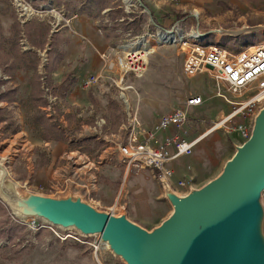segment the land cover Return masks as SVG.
I'll list each match as a JSON object with an SVG mask.
<instances>
[{"label": "rangeland", "instance_id": "374dc122", "mask_svg": "<svg viewBox=\"0 0 264 264\" xmlns=\"http://www.w3.org/2000/svg\"><path fill=\"white\" fill-rule=\"evenodd\" d=\"M4 1L11 7L14 20L21 25V37L19 38L21 51H34L37 53L35 59L37 60L38 58L37 72L40 83L32 93V79L35 72L33 69L24 70L32 72L30 76L31 89L22 91L23 88L20 85H15V75L11 78L4 69L6 67L4 62L7 56L5 53L10 52L11 44L9 46L5 44L6 49L0 48V92L8 87L16 86L14 88L17 89L12 101H0V119H2L0 121V158L8 170L9 177L23 191L57 196L65 194L69 188H72L74 191H82L90 203L94 204L93 194L98 190L103 167L115 161H121L125 169L129 168L120 154V145L126 142L131 132L134 125V123H131V117L135 113L141 125L144 126L136 104L139 102L141 104V101L148 99L150 96L147 97L148 93L146 94L140 80H146L149 77L147 76L149 75L148 73L154 70L165 71L162 76L169 81H172L173 78L179 80L178 83H180L183 93H177L176 89H174V99H178L181 102L176 108L184 107L186 100L192 95H198L199 93L203 97L202 108L205 113L199 114L200 118L195 119L202 124L197 129L193 128L192 131L199 134L214 133L219 130L228 132L226 134L227 137H225L228 149L224 148L222 150L220 167L206 179H188L190 182H187V180V184L184 186L186 191H178L179 193H186L190 185L199 187L215 177L222 170L224 163L235 153V145L242 144L248 139L244 138L235 127L238 121L242 120L239 116L230 119L226 126L211 130V127L226 117L233 108V105L227 102L219 93L225 94L229 99H236L234 93L229 90L225 82L218 81L213 71L208 68H203L202 71L194 76L187 75L183 68L185 59L183 48L173 42H158L160 37L158 30L161 28L160 24L168 27L169 30L174 27L177 21H180V27L185 26L189 30L192 23L188 15L192 13H199L201 27H230L264 23V0H186L184 3L181 0H154L160 3V7L156 9L151 8V4L147 5L146 0H139L135 6H131L128 9L124 1L120 0L125 11L124 18L127 19V23L133 25L128 29L124 26H119L114 30L115 35L112 36V41L118 47L117 52H115V59H113L117 66H115L113 78L109 81V85L112 87L111 94L117 100L111 105L108 115L101 112L100 105L96 104L93 107V114L81 118H79V109L69 116L68 112H65L64 108L67 105V100L63 91L67 90L70 82L69 79L64 81L65 76L59 80L54 75L52 67L58 55L55 48L51 46V36L46 39L44 32L41 37L33 34V36H28L24 25L30 20L37 19L54 29L51 24L54 19L61 16L71 17L76 10L86 12L87 10L84 9L86 3L83 4L80 0H75L74 2L64 0H26L31 3L34 9L43 11L35 12L33 15L27 11V14L33 18L26 20V17L30 16L26 14H24L25 17L20 16L19 6L17 5L19 0ZM141 1L147 5V8L141 4ZM50 7L55 8L52 11L55 15L49 9ZM93 10L96 13L98 7H94ZM107 11V9L106 13L101 11L97 18L102 22L104 30H113L115 23H121L124 18H120L117 21L112 20ZM19 16L25 20L22 21ZM184 17L186 19L182 20ZM173 22L174 24H172ZM68 25L62 23L59 27H69ZM138 28L140 29L138 30ZM11 33L10 37L13 35L12 27ZM147 40H149L150 46L155 48V51L150 52L140 50L143 53L144 60L148 63L147 71L139 77L132 73L127 74L123 83L126 88H120L115 84V80L120 79L123 75V71L119 68L118 57L123 56L125 50L129 52L126 48H123V45L135 42L142 43ZM206 41L208 43H218L224 48L236 52L252 44L263 42L264 31L236 38L213 34L208 36ZM43 44L44 46L42 47ZM61 46L59 45L60 48ZM44 51L48 53V62L42 61L41 53ZM175 51H180L178 56ZM149 53H152L150 57L146 55ZM97 76L99 77L98 84L101 81V77ZM92 87L85 89L95 91V87ZM122 91H124V95L121 94ZM39 97H43L46 100L45 105L39 106L40 109L50 120L59 123V126L66 132L65 139L46 140L43 137L40 121L32 118L33 105L39 100ZM90 97L94 101L92 93H90ZM181 97L184 101H181ZM194 122L192 121L189 124L193 126ZM234 129L239 132V136L231 134ZM122 175L115 180V185L112 186V191L109 193L111 206L109 208H99L116 214H121L124 210H127L131 219L140 218L139 220L144 222V218L137 214L138 209L135 205L136 198L134 194L128 193V179ZM159 176H162L161 172ZM121 189L123 190L120 194ZM118 195H120V203H116ZM169 210L171 212L172 207ZM5 219V226H20L18 230V233H20L18 240L20 241L17 240L12 243L8 237L0 234V249L10 252V255L20 254L21 257L14 260L12 258H3L0 255V264H101L97 261L95 255L99 256L101 261L104 255H107L111 264H125L115 258L108 247L99 241V236L88 238L82 236L81 239L83 241L74 237L62 239L56 233L59 228L46 222H41L39 227H34L31 224L32 221L19 219L11 211L5 215ZM137 222L140 223L139 221ZM143 226L149 229L152 228L151 225ZM59 232L76 236L77 231L69 229ZM96 245H98L97 251Z\"/></svg>", "mask_w": 264, "mask_h": 264}, {"label": "water", "instance_id": "95a60500", "mask_svg": "<svg viewBox=\"0 0 264 264\" xmlns=\"http://www.w3.org/2000/svg\"><path fill=\"white\" fill-rule=\"evenodd\" d=\"M188 17L192 30L204 37L264 31V23L201 27L197 13ZM235 149L215 177L190 185L186 193L161 179L172 210L151 229L127 210L116 214L99 208L80 190L69 188L57 196L23 191L7 173L0 177V199L19 219L99 236L125 264H264V105L254 116L250 137Z\"/></svg>", "mask_w": 264, "mask_h": 264}, {"label": "crops", "instance_id": "0c3cea01", "mask_svg": "<svg viewBox=\"0 0 264 264\" xmlns=\"http://www.w3.org/2000/svg\"><path fill=\"white\" fill-rule=\"evenodd\" d=\"M64 1L74 2L75 0ZM185 1L186 0H181L182 3ZM145 2L147 5L151 4V8L153 9L160 7V3L154 0H146ZM0 5V22L2 24L3 34L6 37H10L12 34L11 27L15 21L11 13V7H9L4 0L0 1ZM106 9L108 11L110 10V8ZM106 9L103 11L105 12ZM31 21L32 20L28 22ZM101 23L102 22H100V19L97 17L90 16L85 11L76 10L71 16L69 27H58L57 29H52L50 27L49 36H51V40H53L52 36L54 34L65 37V41H60L59 38H55V45H53V47L57 55L59 53L62 55L59 59L57 58L54 64L55 67H52V70L54 69V75L57 79L59 78V80L67 74L71 75V80L69 79L70 85L67 87V90L63 91L67 100V105L64 109L65 112H68V116L73 114L77 109L80 110L79 118L93 114V107L96 104L98 106L100 105L101 112L107 113L108 115L111 105L117 100L116 97L111 94L112 87L109 85V81L113 78L115 66H117L113 59H115V52H117L118 47L116 46L117 44L112 41V37L110 38L107 36V30L103 29ZM48 37H46V39ZM59 45H62L61 48ZM153 51H155V49ZM152 53L146 55L150 57ZM179 53L180 51H175L177 56ZM164 72L163 70L160 72L158 70L150 71L148 73L149 75H147L149 77L146 80H140V83H142L145 88L146 94L148 93L147 97H150L141 101V104L140 102L136 104L138 114L144 126L134 124L132 132L139 139H142L146 136L147 131H152L155 136L153 143L156 145L165 141L167 136H173L178 133H182L188 140L194 141L192 154H179L169 159L165 163L164 168L160 170L162 175L165 171L169 172L166 179L176 191H186V187L179 185V180L206 179L220 167L223 154L222 150L224 148L228 149L225 138L228 132L219 130L214 133L199 134L192 131L193 128L197 129L200 124H202L195 119L200 118L199 114L205 113L202 108L203 105L198 107H186L190 118L192 121H195L193 126L189 124L192 122L190 119L180 130L175 128L166 130L158 128L157 123L159 118L171 112L181 103L178 99H174V89H176L177 93H183V89L180 83H178L179 80L173 78L172 81H169L167 78H163L162 75H164ZM90 74L99 75L101 77L100 83H96L92 87H95V91L85 89L79 84L82 78ZM31 75L32 72L30 71L18 70L14 76L16 81L15 85H20L23 88L22 91L31 89ZM90 93L93 94L94 101H92ZM198 95L200 94L198 93ZM181 101H184L182 97ZM231 134L239 136V132L235 129ZM121 174H123L122 176L124 178L127 177L128 179V193L134 194L136 198L135 205L139 210H137V214L144 218V222L139 220L140 218L134 219L146 226L151 225V227H153L158 225L170 213L169 209L172 206L164 197L161 184L162 178L157 175L156 169L152 167H129L125 169L121 161H115L114 163L106 165L101 172L98 190L93 194V203L101 208H109L111 206L109 193L112 191V186L115 185V180L119 179ZM187 182L190 181L188 180ZM122 190L123 189H121L120 194ZM119 196L120 195H118L116 199V203H120ZM95 257L101 264H111L107 255H104L102 259L103 262L99 256L95 255Z\"/></svg>", "mask_w": 264, "mask_h": 264}, {"label": "built area", "instance_id": "2783aa9c", "mask_svg": "<svg viewBox=\"0 0 264 264\" xmlns=\"http://www.w3.org/2000/svg\"><path fill=\"white\" fill-rule=\"evenodd\" d=\"M123 1L129 9L131 6H135L139 0ZM50 3L49 5L51 6ZM17 5L19 6L20 16H24V14L30 16L27 14L28 12H30L31 15L35 14V12H43L34 9L31 3L26 0H19ZM49 9L51 12L55 10L53 7ZM197 14L199 16V13ZM20 18L22 21L25 20L22 17ZM26 18V20H28L33 17L30 16ZM70 21L71 17L61 16L54 19L51 24L54 29H57L62 23L65 25L70 24ZM158 33L159 36L160 34L162 35V38L161 36L159 37L160 42H173L183 48L185 52L183 68L187 75L194 76L202 71L203 68H208L213 71L218 81L225 82L229 90L234 93L236 99H229L225 94L219 93L220 96L224 97L227 102L233 105V108L226 117L216 122L211 127V130L226 126L230 119L239 116L242 120H239L235 127L244 138H249L254 116L264 104V41L233 52L218 43H208L206 41L207 37L197 34L192 28L187 30L185 26L180 27L179 24L169 30L161 27ZM129 45L130 44H125L123 48ZM41 57L43 62L49 61L47 51L41 53ZM118 64L119 68L123 71V75L120 79L115 80V84L122 89L126 88L123 83L127 74L132 73L136 77H139L148 69V63L144 60L142 52L136 53L134 51L129 53L125 50V54L118 57ZM98 80L99 77L97 75L90 74L82 78L79 84L83 88H90L95 85ZM121 94L124 95V91H122ZM203 102L204 100L201 95H192L186 100L185 107L175 108L171 112L162 115L158 120L157 127L164 130L171 128L177 130L182 129L186 122L191 119L186 107H198L202 105ZM131 119L132 124L137 123L141 125L136 113ZM154 140L155 136L152 131H147L146 136L139 139L133 134L131 129L126 142L120 145V154L128 167L134 166L140 168L149 166L161 170L169 159L179 154H192L193 152L194 141L188 140L180 133L167 136L165 141L161 142L159 145H155L153 143ZM167 175H169V172L165 171L161 177L166 179ZM178 182L181 186L187 184L183 179ZM28 220L32 221L31 224H33L34 227H39L41 222L45 223L44 221L32 218ZM43 223L42 225H44ZM57 230V235L62 239L74 237L77 240L83 241L81 239L82 235L77 232L76 236H73L69 233H60L59 231H62L60 229ZM97 250L98 245H96V251Z\"/></svg>", "mask_w": 264, "mask_h": 264}, {"label": "trees", "instance_id": "16d2710c", "mask_svg": "<svg viewBox=\"0 0 264 264\" xmlns=\"http://www.w3.org/2000/svg\"><path fill=\"white\" fill-rule=\"evenodd\" d=\"M83 4L86 3L84 6V9L87 10L86 13L90 16L97 17L101 11H103L106 8H110L109 12L107 14L109 15L110 19L117 21L120 18H124L125 16V11L123 9L122 3L120 0H80ZM94 7H98V10L96 13H94ZM134 22L136 23L135 19ZM160 24V23H158ZM174 24V22L172 23ZM45 22L39 21V20H32L31 22H28L24 25V29L26 31V34L28 36L32 35V30L33 34L35 36H42V33L44 32L45 36L48 37L50 35V26L46 25ZM133 24L127 23V19L124 18V20L121 23H115L113 30H107L106 34L108 37H112L115 35L114 30H116L119 26H124L125 28H131ZM172 26V25H171ZM160 27L164 29H168V27H165L164 25L160 24ZM140 28H138L139 30ZM21 25L19 22L15 21L13 26H12V32L13 35L10 38H6L3 34V29L0 23V48L5 49V44H11L10 52L6 53V59H5V72L12 78L17 70L23 69H33L34 70V76H33V90L32 93L34 92V89L38 87V84L40 83L39 80V74L37 72V64H38V58L37 60L35 57H37V53L34 51H21L20 46H19V38L21 37ZM44 30V31H43ZM55 38H59L60 41H65V37L62 35H57L54 34L52 36V43L51 46L55 45ZM44 44L42 45V47ZM61 53L58 54L57 58L59 59L61 57ZM55 65L53 66V68ZM71 78V75L67 74L64 77V81L68 80ZM65 90V89H64ZM17 92V89L14 87H8L7 89L3 90L0 92V101H7L10 100L12 101L14 94ZM36 98V97H35ZM33 99V98H32ZM37 99V98H36ZM35 100V99H33ZM46 100L43 99V97H39V100L35 102L33 105V113H32V118L40 121L43 129V137L46 140L50 139H65L66 132L64 129H62L59 126V123L56 121L50 120L48 117L45 116L44 112L40 109V105H45ZM1 112V110H0ZM2 119H0L1 121ZM16 131V130H15ZM14 131V132H15ZM157 175H160V171L156 170ZM9 209L7 206L2 202L0 199V234L3 236L8 237L12 243H15L18 240L19 234L18 230L20 226L17 225H7L6 224V219L5 215L9 213ZM20 241V240H18ZM10 252L1 250L0 249V255L3 258H12V259H18L21 257L20 254H9Z\"/></svg>", "mask_w": 264, "mask_h": 264}, {"label": "bare ground", "instance_id": "6f19581e", "mask_svg": "<svg viewBox=\"0 0 264 264\" xmlns=\"http://www.w3.org/2000/svg\"><path fill=\"white\" fill-rule=\"evenodd\" d=\"M160 36L162 38V35H160ZM148 41L149 40L143 41L142 43L135 42V43H132V44H130L129 46H127L125 48L129 51V53L130 52H134V51L136 53H138V52H140V50H145L146 52L153 51L155 48L151 47L150 44L148 43ZM159 42H160V40H159ZM142 44H144V45H142ZM127 105H129V104H127ZM3 173H7L8 174V170L6 169L5 165L3 164V162H2V160L0 158V177H1V175Z\"/></svg>", "mask_w": 264, "mask_h": 264}]
</instances>
